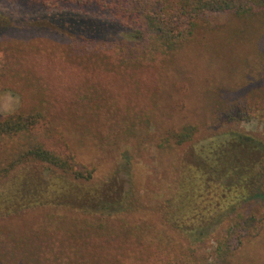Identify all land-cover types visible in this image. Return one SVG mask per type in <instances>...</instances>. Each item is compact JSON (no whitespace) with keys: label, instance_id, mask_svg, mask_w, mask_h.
<instances>
[{"label":"trees","instance_id":"1","mask_svg":"<svg viewBox=\"0 0 264 264\" xmlns=\"http://www.w3.org/2000/svg\"><path fill=\"white\" fill-rule=\"evenodd\" d=\"M9 1L46 11L107 12L141 22L154 33L153 53L158 55L148 63L154 68L149 71L143 62L134 59L128 64L129 69H139V76L145 78L140 102L147 99V103L139 105V112L129 103L121 104L118 99L123 98L118 97V91L110 90V85L100 83L98 77L89 83L93 80L87 79L89 72L111 70L110 52L76 41L60 57L63 66L87 67L84 82L76 84L80 71L77 75H67L66 71L62 81L69 89L68 95L58 100L49 87L34 78L41 106L29 114L17 112L0 117V180L21 167L41 165L60 173L65 190L74 186L77 199H81V191L84 197L88 192L75 183L90 181L95 168L78 161L68 144L67 131L57 130L56 118L63 117L71 124L78 121L85 129H75V138L88 133L92 143L103 148L117 129L127 132L147 126L158 100L148 91L154 86L160 90L156 71L161 67L156 59L165 64L171 53L187 46L208 15H227L245 27L264 16V0ZM5 76L14 73L1 69L0 77ZM178 102L173 107L180 113L183 109L176 107ZM56 106L60 108L54 110ZM253 118L264 122L263 78L249 86L219 91L208 108V119L217 127ZM70 132L73 134V129ZM199 135V125L182 118L164 128L155 140L158 164L162 166L168 159L171 171L179 173L160 212L163 225L170 231L168 236L165 232L135 235L130 230L108 229L98 222L80 226L61 222L23 232L0 229V264H199L196 248L206 241L214 244L215 264H234L232 259L243 242L256 238L264 229V218L246 211L252 201L264 203V141L230 129L197 147ZM33 180L21 183L22 195L36 192ZM83 205L80 203L79 208Z\"/></svg>","mask_w":264,"mask_h":264},{"label":"rangeland","instance_id":"2","mask_svg":"<svg viewBox=\"0 0 264 264\" xmlns=\"http://www.w3.org/2000/svg\"><path fill=\"white\" fill-rule=\"evenodd\" d=\"M76 41L88 43L90 48L105 47L110 52L111 70L93 74L88 70L87 79H93L89 83L98 77L100 83L118 91V97L123 98L118 99L120 103H129L139 112V105L147 103V99L140 102L145 78L139 76V69H129L128 64L139 60L151 71L154 67L148 63L158 55L153 53L154 33L143 23L116 18L107 12L46 11L0 0V70L14 73L0 77V117L17 112L29 114L41 106V93L34 78L49 87L58 100L69 90L62 81L66 71L67 75L80 71L76 84L83 83L87 67L63 66L60 57ZM156 62L161 67L159 72L155 70L160 90L154 86L148 91L149 95L153 92L150 97L156 95L158 100L147 126L127 132L119 128L99 148L88 133L75 138V129H85L78 121L74 125L63 117L56 118L57 130L67 131L68 144L78 161L95 168L90 181L75 183L88 195L84 197L81 191V199H77L74 186L65 190L63 177L53 169L41 165L21 167L0 180V229L23 232L61 222L77 226L98 222L108 229L130 230L135 235L165 232L168 236L170 231L163 225L160 212L169 200L178 171H171L168 159L162 166L157 161L155 140L164 128L182 118L195 122L200 127L197 147L230 129L264 141V122L258 118L220 127L208 119V108L216 93L264 79V16L253 26L245 27L227 15L210 14L187 46L171 53L165 64L158 59ZM177 101L176 107L183 109L180 113L173 107ZM32 178L36 192L22 195L21 183ZM80 203L85 205L79 208ZM247 210L264 218L262 202L252 201ZM213 247L212 241L197 246L199 264L216 263ZM232 261L264 264V229L256 238L244 241Z\"/></svg>","mask_w":264,"mask_h":264}]
</instances>
